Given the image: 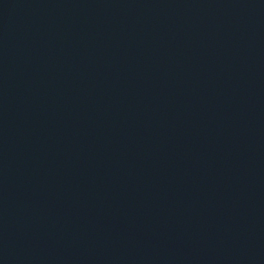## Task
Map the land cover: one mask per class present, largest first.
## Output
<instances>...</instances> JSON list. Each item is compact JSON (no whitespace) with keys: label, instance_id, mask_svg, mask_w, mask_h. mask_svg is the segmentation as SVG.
I'll return each mask as SVG.
<instances>
[{"label":"water","instance_id":"1","mask_svg":"<svg viewBox=\"0 0 264 264\" xmlns=\"http://www.w3.org/2000/svg\"><path fill=\"white\" fill-rule=\"evenodd\" d=\"M0 264H264V0H0Z\"/></svg>","mask_w":264,"mask_h":264}]
</instances>
